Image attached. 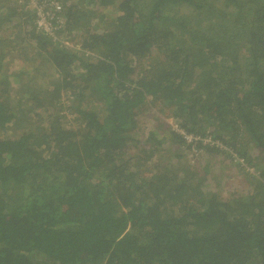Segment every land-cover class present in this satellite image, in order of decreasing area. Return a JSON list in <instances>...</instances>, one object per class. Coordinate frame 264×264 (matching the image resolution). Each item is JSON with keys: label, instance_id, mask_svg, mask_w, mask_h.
<instances>
[{"label": "trees", "instance_id": "obj_1", "mask_svg": "<svg viewBox=\"0 0 264 264\" xmlns=\"http://www.w3.org/2000/svg\"><path fill=\"white\" fill-rule=\"evenodd\" d=\"M7 129L0 264H264V0H0ZM197 148L248 186L221 196Z\"/></svg>", "mask_w": 264, "mask_h": 264}, {"label": "rangeland", "instance_id": "obj_2", "mask_svg": "<svg viewBox=\"0 0 264 264\" xmlns=\"http://www.w3.org/2000/svg\"><path fill=\"white\" fill-rule=\"evenodd\" d=\"M35 1V0H33ZM57 4V3H56ZM35 4H33L34 6ZM111 5L107 6H100L98 9H102L103 11H106ZM48 19H45L42 21V25L45 27L43 30L50 31L47 32L49 34L54 35V30L56 29V26L51 27L48 24ZM8 25V24H7ZM50 29V30H49ZM57 39H60L64 45L67 47L72 48H78L79 46V39L77 37V33L74 32L71 34H64L61 33L58 36H56ZM14 53H22L20 50L14 52ZM12 56L9 55L8 60ZM20 55V59L16 58L15 55V61L9 62L8 70H13L20 68L21 65L26 70H29L30 64L27 62H23V58ZM50 70H47L46 75H49ZM162 114L155 112H152L151 110H142L139 111L138 114L135 117L137 128L140 131H146L147 128H153L154 126H157V124H160L159 120L155 116H160L162 119L161 122L167 124L168 126H174L175 124V118L172 117H164L161 116ZM72 115L67 114V120L72 122ZM160 128V127H159ZM211 132V129L208 127L207 131L205 133ZM14 135V131L12 129H7L0 132V138L4 137H12ZM210 139L209 135L206 137ZM204 143V142H202ZM219 147L223 148V146L219 145ZM176 149V148H174ZM225 149V148H224ZM254 148H249L248 151L254 155ZM179 150L178 152H180ZM177 152V153H178ZM228 153H230L228 151ZM184 158L187 160L189 164H191L194 169L197 172L200 173H208L209 180L211 182H214L219 187L220 195L223 197H227L232 192L238 191L240 188H242V191L248 186V181L246 178L242 175V173L239 171L241 169L240 166H235L231 163V160L229 162L228 156L225 154V152H214L210 151L207 148H197L193 149L191 152L189 150L185 151ZM235 156V155H234ZM228 177V178H227ZM230 183V186L228 184ZM226 187H228V191L226 190Z\"/></svg>", "mask_w": 264, "mask_h": 264}, {"label": "built area", "instance_id": "obj_3", "mask_svg": "<svg viewBox=\"0 0 264 264\" xmlns=\"http://www.w3.org/2000/svg\"><path fill=\"white\" fill-rule=\"evenodd\" d=\"M46 18H45V16L42 14V13H40L39 14V18H38V20H37V23H38V25H39V27L40 28H45L43 25H42V21L43 20H45ZM49 20V19H48ZM48 24L50 25V21H48ZM207 136H205L201 141L202 142H204V143H206V144H210V145H212V144H214V145H219L218 144V142H216V141H213V140H211V139H208V138H206ZM197 139H201V138H198L197 137ZM192 146H195L194 144L192 145Z\"/></svg>", "mask_w": 264, "mask_h": 264}, {"label": "bare ground", "instance_id": "obj_4", "mask_svg": "<svg viewBox=\"0 0 264 264\" xmlns=\"http://www.w3.org/2000/svg\"><path fill=\"white\" fill-rule=\"evenodd\" d=\"M173 127H177V126H176V124H174V126H173Z\"/></svg>", "mask_w": 264, "mask_h": 264}]
</instances>
